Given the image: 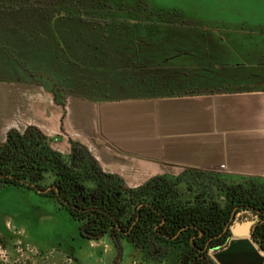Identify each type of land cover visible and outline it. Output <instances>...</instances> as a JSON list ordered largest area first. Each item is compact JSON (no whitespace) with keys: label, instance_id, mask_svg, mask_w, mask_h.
Masks as SVG:
<instances>
[{"label":"trees","instance_id":"1","mask_svg":"<svg viewBox=\"0 0 264 264\" xmlns=\"http://www.w3.org/2000/svg\"><path fill=\"white\" fill-rule=\"evenodd\" d=\"M79 3L81 0H0V81L20 82L27 75L43 82L60 105L70 96L108 102L252 89L193 88L188 78L164 66L168 59L155 60L140 52L149 44L144 37L128 44L124 34L111 31L122 22L117 11H84ZM78 9L81 11H74ZM154 15L159 14H150ZM45 175L52 178L65 200L77 202L90 196L103 203V196L95 193L99 187L103 195L110 193L114 198L119 193L120 200L131 201L126 204V214L134 212L137 201L150 202L155 211L143 212L127 240L147 256H169L173 264H214L208 251L230 236L226 227L235 216L248 212L260 214L264 220L262 177L240 175L233 177L238 181L228 182L227 175L217 170L186 167L182 179L156 175L138 187L126 188L119 177L102 171L77 142L64 155L52 149L50 139L34 127L22 133L8 131L5 142L0 143V187L9 184L29 189L24 185L28 178L41 182ZM179 180L185 187L179 186ZM66 210L81 223L82 217ZM101 218L97 212L92 217L95 221ZM158 218L165 222L159 225ZM109 232L105 234L117 245L121 235ZM252 239L264 250V223Z\"/></svg>","mask_w":264,"mask_h":264},{"label":"crops","instance_id":"2","mask_svg":"<svg viewBox=\"0 0 264 264\" xmlns=\"http://www.w3.org/2000/svg\"><path fill=\"white\" fill-rule=\"evenodd\" d=\"M28 126L64 155L70 141L78 142L129 188L186 167L264 178L261 88L108 102L70 96L64 106L43 87L0 89V139ZM213 253L214 264H264V250L249 233L230 234Z\"/></svg>","mask_w":264,"mask_h":264},{"label":"rangeland","instance_id":"3","mask_svg":"<svg viewBox=\"0 0 264 264\" xmlns=\"http://www.w3.org/2000/svg\"><path fill=\"white\" fill-rule=\"evenodd\" d=\"M80 5L84 11H117L122 22L111 31L124 34L128 44L144 37L149 44L140 52L168 59L164 66L188 78L193 88L264 89V0H81ZM138 20H144L140 27L130 26ZM41 83L23 75L20 82L0 81V89L23 85L50 92ZM182 172L160 175L182 179ZM233 177L225 179L239 180ZM51 180L45 175L41 183ZM247 213L239 217L252 226L256 216ZM80 226L53 197L9 184L0 187L1 264H173L167 255L143 254L126 239L116 245L109 236L84 238ZM213 251L208 252L211 261Z\"/></svg>","mask_w":264,"mask_h":264},{"label":"flooded vegetation","instance_id":"4","mask_svg":"<svg viewBox=\"0 0 264 264\" xmlns=\"http://www.w3.org/2000/svg\"><path fill=\"white\" fill-rule=\"evenodd\" d=\"M25 130L20 131V133L24 132ZM5 140L2 143H4ZM28 179L29 180L24 184L26 187L35 191L36 193H38L39 195L43 197H47V196L53 197V199L57 200L58 203L62 205L65 209H69L71 215L82 217L81 226H80V235L87 239L99 238L101 236H109L111 238L109 234H105V233H108V231H110L115 236L121 235L122 237L121 239L127 240V237L130 234H132L135 226L138 225L139 220L142 219L143 212L148 211V210L152 212L155 211L154 207H152L150 202L141 200L140 202L138 201L136 202V208L134 212L132 211L130 214L129 213L126 214L127 212L126 204H129L131 201L120 200L119 193H116L114 195V198H110V193L103 195V189L99 187L97 188L95 193H97V196H103L104 198L103 203L102 202L98 203L97 202L98 200L96 199H95L96 201L91 200L92 198H90V196L88 197V199L82 198L81 201L77 200V202L76 200H73V201L65 200L60 196V193L56 190L52 182L48 183L47 185H43L41 182H39L38 178L35 180H32L31 178H28ZM123 185L126 188H129L124 184V182H123ZM36 187L43 189V190L45 189H48V190L46 192L40 193L36 190ZM118 190L120 192L122 191V189H118ZM54 195H56L57 199L54 197ZM104 207H106L107 210H110L111 213H109L108 211H104L103 209ZM95 212L102 214L101 221H95L92 219L93 214ZM124 216L126 217L124 218ZM159 221H160L159 225H162L165 222V219L160 218ZM118 222H120L121 225H119ZM263 223H264V220L261 218V215L256 214V217L253 219V224H252V226L254 227L253 233H255L257 228L261 226ZM182 229H180L177 232V236L181 232ZM161 234H163L162 231H158V235L162 236ZM97 235H99V237ZM216 248L217 247L212 248V249L215 250ZM199 253L200 254L203 253V250H200Z\"/></svg>","mask_w":264,"mask_h":264},{"label":"water","instance_id":"5","mask_svg":"<svg viewBox=\"0 0 264 264\" xmlns=\"http://www.w3.org/2000/svg\"><path fill=\"white\" fill-rule=\"evenodd\" d=\"M36 190L40 193L46 192L48 189H40L36 187ZM66 203V202H65ZM241 218L238 216H235L233 218L232 223H230L229 225H227L226 229H228L230 231V234L233 236H241V235H245V234H250L251 236L253 235V226H251V222L250 221H245L244 224H241ZM241 224V225H240Z\"/></svg>","mask_w":264,"mask_h":264}]
</instances>
